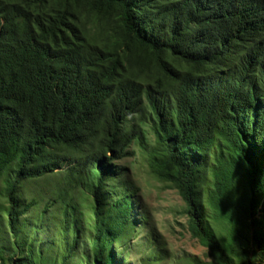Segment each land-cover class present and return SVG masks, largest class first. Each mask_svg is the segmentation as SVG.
I'll return each instance as SVG.
<instances>
[{
	"label": "trees",
	"instance_id": "16d2710c",
	"mask_svg": "<svg viewBox=\"0 0 264 264\" xmlns=\"http://www.w3.org/2000/svg\"><path fill=\"white\" fill-rule=\"evenodd\" d=\"M138 154L209 259L145 264H264V0H0V264H125Z\"/></svg>",
	"mask_w": 264,
	"mask_h": 264
},
{
	"label": "rangeland",
	"instance_id": "374dc122",
	"mask_svg": "<svg viewBox=\"0 0 264 264\" xmlns=\"http://www.w3.org/2000/svg\"><path fill=\"white\" fill-rule=\"evenodd\" d=\"M147 163V158L142 154L120 162L138 190L137 214H147V224L138 228V236L128 244L130 248L125 264H145L149 249L155 246L166 250L170 257L196 256L209 261L207 250L187 231L188 220L181 216L183 202L180 196L173 188L157 182L148 173ZM41 186L45 185L41 182ZM150 242L154 243L152 248H148Z\"/></svg>",
	"mask_w": 264,
	"mask_h": 264
}]
</instances>
